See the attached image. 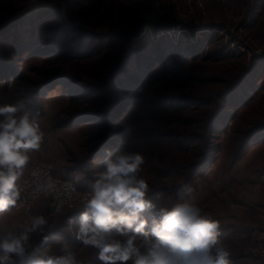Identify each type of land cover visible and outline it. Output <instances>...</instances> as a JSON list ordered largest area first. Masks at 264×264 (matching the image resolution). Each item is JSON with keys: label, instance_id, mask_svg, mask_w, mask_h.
I'll return each mask as SVG.
<instances>
[{"label": "rangeland", "instance_id": "1", "mask_svg": "<svg viewBox=\"0 0 264 264\" xmlns=\"http://www.w3.org/2000/svg\"><path fill=\"white\" fill-rule=\"evenodd\" d=\"M17 95L39 97L46 133L21 183L50 162L90 190L105 149L142 151V176L163 192L144 215L187 186L233 264L252 263L250 235L264 232V0H0V100ZM50 204L16 207L0 227ZM65 227L49 243L65 237L96 264Z\"/></svg>", "mask_w": 264, "mask_h": 264}, {"label": "clouds", "instance_id": "2", "mask_svg": "<svg viewBox=\"0 0 264 264\" xmlns=\"http://www.w3.org/2000/svg\"><path fill=\"white\" fill-rule=\"evenodd\" d=\"M38 102L39 97L19 95L0 100V215L40 198L50 200L54 211L31 215L15 229L0 227V264H84L65 237L56 238L58 247L49 243L47 233L59 223L94 253L96 264H233L220 239V222L191 202V188L178 187L182 202L159 208L151 220L144 215L156 209L154 200L163 192H153L142 176L146 158L139 150L105 149L104 159L97 157L102 167L90 174V190L78 187L84 174L64 179L68 173L53 176L51 165L34 168L31 191L23 195L21 180L46 140Z\"/></svg>", "mask_w": 264, "mask_h": 264}, {"label": "built area", "instance_id": "3", "mask_svg": "<svg viewBox=\"0 0 264 264\" xmlns=\"http://www.w3.org/2000/svg\"><path fill=\"white\" fill-rule=\"evenodd\" d=\"M52 166V172L51 174L53 176H61L63 174L62 168L54 166L52 163L48 162H38L32 168L30 169L27 177L22 181L21 186L24 189L23 195H27L31 191V170L34 168H42L44 170L48 169V166ZM73 175H80L77 171L72 172L68 176H64V179H71ZM81 183V182H80ZM80 188V184L78 185ZM81 189V188H80ZM41 200H47L45 198H40L39 200L33 201L31 205L28 204H18V209L28 208L30 209L34 203L40 202ZM253 233L250 235V240L248 247L245 249V253L247 254V257H251L252 263L250 264H264V232L257 231L256 228L253 229Z\"/></svg>", "mask_w": 264, "mask_h": 264}, {"label": "trees", "instance_id": "4", "mask_svg": "<svg viewBox=\"0 0 264 264\" xmlns=\"http://www.w3.org/2000/svg\"><path fill=\"white\" fill-rule=\"evenodd\" d=\"M174 58H176V60H179V61H180V60L182 59V56L178 54L177 56H174ZM147 61H148V62H151L152 59H148ZM143 63H144V62H143Z\"/></svg>", "mask_w": 264, "mask_h": 264}]
</instances>
